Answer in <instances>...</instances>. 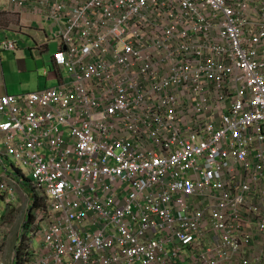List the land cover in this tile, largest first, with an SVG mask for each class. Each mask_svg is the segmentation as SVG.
Here are the masks:
<instances>
[{
  "label": "built area",
  "instance_id": "2783aa9c",
  "mask_svg": "<svg viewBox=\"0 0 264 264\" xmlns=\"http://www.w3.org/2000/svg\"><path fill=\"white\" fill-rule=\"evenodd\" d=\"M1 18L47 23L66 71L0 97V199L27 197L11 264H264V0H0Z\"/></svg>",
  "mask_w": 264,
  "mask_h": 264
},
{
  "label": "crops",
  "instance_id": "0c3cea01",
  "mask_svg": "<svg viewBox=\"0 0 264 264\" xmlns=\"http://www.w3.org/2000/svg\"><path fill=\"white\" fill-rule=\"evenodd\" d=\"M6 20L8 24L10 20ZM20 30L12 31L17 35V49L0 53V97L55 87L66 76V71L57 67L53 61L60 45L57 41L47 38L50 33L48 24L39 25L34 20L27 30ZM23 218L24 216H21L19 221ZM13 224L11 223L13 230L5 246L12 247V251L17 243L18 230L14 228L16 223Z\"/></svg>",
  "mask_w": 264,
  "mask_h": 264
},
{
  "label": "rangeland",
  "instance_id": "374dc122",
  "mask_svg": "<svg viewBox=\"0 0 264 264\" xmlns=\"http://www.w3.org/2000/svg\"><path fill=\"white\" fill-rule=\"evenodd\" d=\"M6 22H7L6 19H3V18L0 19V24L1 25L6 24ZM16 36L17 35H15V33H12V32H3V31H0V41H3L6 38H8L11 41L17 42V40L15 38ZM19 38H20V36L17 37V39H19ZM14 163H15L14 161H9L8 162L9 167L11 168V164L14 165ZM24 170H26V169H24ZM22 184H23L24 189L27 192L26 194L29 195V191L31 189V187H30L31 186V179L29 177H24L20 185H22ZM26 202H27V197H24L23 206H21V209L17 210L16 213L13 215V214L9 213L6 210V205H5L4 201L2 199H0V218L6 217V220H8L10 222H14L13 221L14 218L17 219L18 222L15 221L16 225L14 226V228L17 230L19 223L21 221H23V220L19 221V219H20L21 216H24V210L23 209L25 207V203ZM15 204H17V203L15 202ZM5 245H7V243ZM11 249H12V247H10V246H8L6 248L7 251L4 249V251H5L4 258H5L6 264H11V260H10V257L12 255V253H11L12 250Z\"/></svg>",
  "mask_w": 264,
  "mask_h": 264
},
{
  "label": "trees",
  "instance_id": "16d2710c",
  "mask_svg": "<svg viewBox=\"0 0 264 264\" xmlns=\"http://www.w3.org/2000/svg\"><path fill=\"white\" fill-rule=\"evenodd\" d=\"M39 205V201L37 200V198L35 197V201L33 198V206H38ZM32 212L30 213L31 216ZM13 264H23V258H22V249H17V257L16 260Z\"/></svg>",
  "mask_w": 264,
  "mask_h": 264
}]
</instances>
